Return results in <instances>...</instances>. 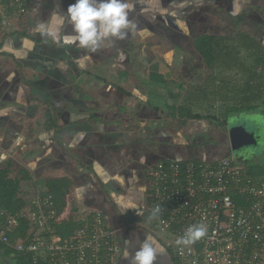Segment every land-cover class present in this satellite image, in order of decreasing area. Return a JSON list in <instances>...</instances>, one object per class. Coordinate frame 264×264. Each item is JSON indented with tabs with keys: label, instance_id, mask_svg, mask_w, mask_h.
<instances>
[{
	"label": "crops",
	"instance_id": "obj_1",
	"mask_svg": "<svg viewBox=\"0 0 264 264\" xmlns=\"http://www.w3.org/2000/svg\"><path fill=\"white\" fill-rule=\"evenodd\" d=\"M127 2L135 29L96 52L38 30L71 33L66 11L75 0H28L24 14L0 2V163L13 158L44 185L70 179L66 209L105 215L122 245L116 264H129L124 252L134 254L145 236L163 249L155 264H173L151 232L147 171L160 160L228 155L225 128L176 109L211 72L196 49L200 36L250 34L264 47V0Z\"/></svg>",
	"mask_w": 264,
	"mask_h": 264
},
{
	"label": "built area",
	"instance_id": "obj_2",
	"mask_svg": "<svg viewBox=\"0 0 264 264\" xmlns=\"http://www.w3.org/2000/svg\"><path fill=\"white\" fill-rule=\"evenodd\" d=\"M12 5L19 14L28 10V0ZM149 184V218L155 206L161 207L159 220L150 219L151 232L162 239L173 264H264V184L249 177L234 158L158 161L150 169ZM245 196L254 202L239 203ZM3 215L0 210V243L30 255V264H116L119 259L120 244L101 212L89 231L79 228L69 238L56 234V203L43 187L29 202L28 230H17L18 217L2 220ZM199 224L207 235L181 254L175 241Z\"/></svg>",
	"mask_w": 264,
	"mask_h": 264
},
{
	"label": "trees",
	"instance_id": "obj_3",
	"mask_svg": "<svg viewBox=\"0 0 264 264\" xmlns=\"http://www.w3.org/2000/svg\"><path fill=\"white\" fill-rule=\"evenodd\" d=\"M12 1L0 0L9 10L12 9L13 12H17ZM196 49L201 54L205 66L211 72L205 82L186 89L183 103L178 105L176 109L181 116L188 119H208L216 126L227 129L229 120L239 118L241 114L248 117L264 114V47L260 41L250 34L236 36L206 34L197 39ZM215 104H219L218 113L211 112L210 107ZM202 110L208 114L206 115ZM223 157L234 158L231 154ZM191 160L195 161V159L183 161ZM238 164L241 166L245 164L242 167L246 174L256 182L264 184V163L253 161L250 157L244 163L238 162ZM153 166L147 171V195L150 186V169ZM43 188L44 193L51 194L56 203L60 218L54 223L56 234L63 238H69L79 228H85L88 231L93 228L96 211L92 212L86 219H83V216L75 217L73 214L65 215L68 211L66 207L71 189L70 179L49 178ZM38 189L39 187L34 182L31 173L15 159L9 158L0 163V210L4 211L1 219L4 220L5 215L18 217L20 225L17 230L22 233L28 230L27 209L30 200ZM238 201L241 204L249 205L254 202V198L245 196L238 198ZM148 210L149 207H147ZM102 216L104 225L112 227L103 213ZM111 229L115 231L117 242L120 244L117 230L113 227ZM12 234L15 235V232L12 231ZM160 240L162 241V239ZM120 247L122 253L121 244ZM0 253L13 259L16 264H30V255L18 252L2 243H0Z\"/></svg>",
	"mask_w": 264,
	"mask_h": 264
},
{
	"label": "clouds",
	"instance_id": "obj_4",
	"mask_svg": "<svg viewBox=\"0 0 264 264\" xmlns=\"http://www.w3.org/2000/svg\"><path fill=\"white\" fill-rule=\"evenodd\" d=\"M133 8L134 5L127 0H75L66 11V17L72 26L71 33L61 34L56 29H45L43 24L38 26V30L46 31L48 36L62 46L75 45L89 52H96L115 39H123L128 30L135 29L136 26L129 19ZM252 118L259 121L258 115ZM160 214L161 207L157 205L153 208L150 219L159 220ZM206 235L207 228L204 224L191 225L175 243L183 254L186 247ZM158 251L163 249H158L154 238L145 236L134 254L125 251L124 258H129V264H155Z\"/></svg>",
	"mask_w": 264,
	"mask_h": 264
},
{
	"label": "water",
	"instance_id": "obj_5",
	"mask_svg": "<svg viewBox=\"0 0 264 264\" xmlns=\"http://www.w3.org/2000/svg\"><path fill=\"white\" fill-rule=\"evenodd\" d=\"M253 116L241 114L239 118L229 120L227 127L229 150L238 162L244 163L264 146V124L254 120Z\"/></svg>",
	"mask_w": 264,
	"mask_h": 264
},
{
	"label": "rangeland",
	"instance_id": "obj_6",
	"mask_svg": "<svg viewBox=\"0 0 264 264\" xmlns=\"http://www.w3.org/2000/svg\"><path fill=\"white\" fill-rule=\"evenodd\" d=\"M0 10H3V9L0 8ZM0 27H2V26H0ZM205 106H207V104H205ZM210 108L212 109V111H211L212 113L213 112L218 113V110H220L219 104H215L214 106H212ZM202 112L205 113V111H203V110H202ZM205 114L207 115L208 113H205ZM258 116L262 120V123L264 124V114L262 116H260V115H258ZM221 157L222 156L217 157V158H221ZM251 159L253 161H256V162L259 161L260 163L263 164L264 163V146L259 151H257L255 154L251 155ZM244 165L245 164H242V166H244ZM37 184H38V187H42L44 185V183H39V182H37ZM68 211H66V214H65L66 216H69L71 214V211H69V212ZM13 262H15V261L12 260L11 258H8L7 255L0 253V264H14ZM15 264H16V262H15Z\"/></svg>",
	"mask_w": 264,
	"mask_h": 264
},
{
	"label": "flooded vegetation",
	"instance_id": "obj_7",
	"mask_svg": "<svg viewBox=\"0 0 264 264\" xmlns=\"http://www.w3.org/2000/svg\"><path fill=\"white\" fill-rule=\"evenodd\" d=\"M263 148V147H262Z\"/></svg>",
	"mask_w": 264,
	"mask_h": 264
}]
</instances>
